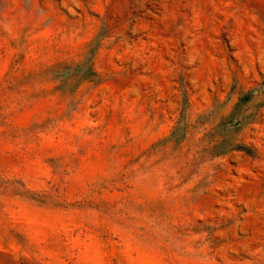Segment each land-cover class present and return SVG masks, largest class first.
I'll list each match as a JSON object with an SVG mask.
<instances>
[{
    "label": "rangeland",
    "instance_id": "374dc122",
    "mask_svg": "<svg viewBox=\"0 0 264 264\" xmlns=\"http://www.w3.org/2000/svg\"><path fill=\"white\" fill-rule=\"evenodd\" d=\"M0 264H264V0H0Z\"/></svg>",
    "mask_w": 264,
    "mask_h": 264
}]
</instances>
